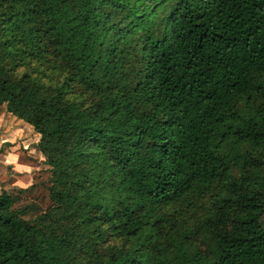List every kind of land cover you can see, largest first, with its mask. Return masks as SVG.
<instances>
[{"label": "trees", "instance_id": "1", "mask_svg": "<svg viewBox=\"0 0 264 264\" xmlns=\"http://www.w3.org/2000/svg\"><path fill=\"white\" fill-rule=\"evenodd\" d=\"M3 111L0 264H264V0H0Z\"/></svg>", "mask_w": 264, "mask_h": 264}, {"label": "crops", "instance_id": "2", "mask_svg": "<svg viewBox=\"0 0 264 264\" xmlns=\"http://www.w3.org/2000/svg\"><path fill=\"white\" fill-rule=\"evenodd\" d=\"M39 138L32 124L9 111L0 114V192L33 183L39 170L47 168L37 148Z\"/></svg>", "mask_w": 264, "mask_h": 264}, {"label": "rangeland", "instance_id": "3", "mask_svg": "<svg viewBox=\"0 0 264 264\" xmlns=\"http://www.w3.org/2000/svg\"><path fill=\"white\" fill-rule=\"evenodd\" d=\"M49 172L46 169L39 170V173L35 175V179L33 182H37L33 189L28 191V197H34L37 200H41L42 203L47 201V190L46 184L48 183L47 177ZM262 219L264 220V214L262 215Z\"/></svg>", "mask_w": 264, "mask_h": 264}]
</instances>
